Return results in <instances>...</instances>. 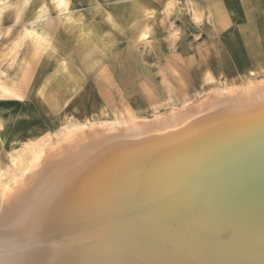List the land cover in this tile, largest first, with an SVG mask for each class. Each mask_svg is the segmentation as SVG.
<instances>
[{"label":"rangeland","instance_id":"obj_1","mask_svg":"<svg viewBox=\"0 0 264 264\" xmlns=\"http://www.w3.org/2000/svg\"><path fill=\"white\" fill-rule=\"evenodd\" d=\"M185 5L0 0V212L4 184L41 150L57 153L75 134L80 142L101 129L202 118L264 81V70H252L264 69L261 40L246 49L238 33L217 36ZM255 103L264 110V96Z\"/></svg>","mask_w":264,"mask_h":264},{"label":"bare ground","instance_id":"obj_2","mask_svg":"<svg viewBox=\"0 0 264 264\" xmlns=\"http://www.w3.org/2000/svg\"><path fill=\"white\" fill-rule=\"evenodd\" d=\"M263 96L262 80L230 94L217 113L169 116L144 132L101 129L80 142L75 134L63 150H41L28 166L19 164L18 180L3 188L0 264L217 261L223 246L194 240L178 209L189 214L186 197L204 180L201 166L210 152L219 148L218 158L232 157L228 164L235 165L255 156L264 144V110L255 103ZM249 162L264 176V159ZM238 251L221 258L224 264L252 258ZM256 258L252 263L262 264Z\"/></svg>","mask_w":264,"mask_h":264},{"label":"water","instance_id":"obj_3","mask_svg":"<svg viewBox=\"0 0 264 264\" xmlns=\"http://www.w3.org/2000/svg\"><path fill=\"white\" fill-rule=\"evenodd\" d=\"M262 148L264 144L251 154L255 156L247 159L248 164L242 165L228 164L235 160L232 157L227 161L218 158L219 148L210 152L201 166L206 173L204 180L186 197L190 200L189 214L178 209L184 212L186 226L195 234L193 239L222 245L219 251L224 260L233 250L242 249L264 264V176L258 173V165L249 164L264 159ZM221 258L209 263L224 264ZM252 258L242 264H253Z\"/></svg>","mask_w":264,"mask_h":264},{"label":"crops","instance_id":"obj_4","mask_svg":"<svg viewBox=\"0 0 264 264\" xmlns=\"http://www.w3.org/2000/svg\"><path fill=\"white\" fill-rule=\"evenodd\" d=\"M185 4V8L191 12V21L195 24L214 22L217 36L229 31L231 36L235 32L236 37L238 33L246 49L256 40H261V44L256 45L264 56V0H185ZM231 44L235 48V43Z\"/></svg>","mask_w":264,"mask_h":264}]
</instances>
